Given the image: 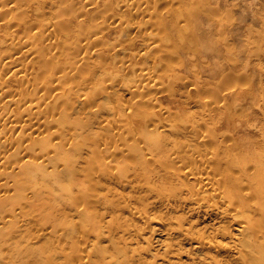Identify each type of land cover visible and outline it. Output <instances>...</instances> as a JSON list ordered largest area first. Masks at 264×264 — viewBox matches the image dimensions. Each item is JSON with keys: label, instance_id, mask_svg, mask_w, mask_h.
Wrapping results in <instances>:
<instances>
[{"label": "bare ground", "instance_id": "6f19581e", "mask_svg": "<svg viewBox=\"0 0 264 264\" xmlns=\"http://www.w3.org/2000/svg\"><path fill=\"white\" fill-rule=\"evenodd\" d=\"M24 1L26 3L27 0H24ZM89 1L90 2H94V0H89ZM89 1L87 0V2H89ZM156 1L157 2H159V1L160 2H165L167 0H156ZM216 1H218V0H216ZM219 2L223 3L224 1L223 2L219 1ZM219 2H218V4H219ZM1 4H2V2H1ZM122 4L125 5V6L130 7L129 4L126 1H123ZM215 4H216V2H215ZM223 5L225 6V4H222V7H223ZM226 6H228V5H226ZM216 7L217 8H214L212 6V7L208 8V11H209L208 12V19H209V23H210V27L209 28H210V36H211L210 39L213 42L217 43V46L214 45L215 46L213 48L214 52L212 50V47H210V48H211L212 52L214 53V57H218V58L223 60V65H222V68H220L221 69L220 71L223 73V74H221L222 75L221 78L222 79L224 78V79H223L222 82L220 81V83L217 80L218 73L220 72V71L218 72L219 68L218 69L216 68L217 70H214L215 72L213 71L214 74L211 72L213 74V75L211 74L213 76V77H211V79L214 80V83H213L214 84V88H211V89L213 90V95L214 96H212L211 99H209V101H208V104L210 103V106H212L211 112L213 111L212 120H211L212 122H211L210 126L202 125V124H204L203 123L204 119L203 120L201 119V122H202V123L200 122L201 124H197L196 123L197 124L196 126H193V128L191 127V129L189 128L190 129L189 132H192L194 134V136L198 135V137H200V134H202V133L199 134V132L202 131L203 130L202 128L205 127L206 130H205V128L203 130V133L205 132L204 135H203L204 136L203 138L205 140L203 138H201V137L197 138L196 136H195L194 139H196V138L197 139H201L202 141H205V143L209 144L210 147L208 146L207 148L203 149V147H205V146H203V147L201 146L200 147V145L198 143L197 144L194 143L193 146H192L193 142L190 143L189 141H187V139H184V138H188V137H184L185 134L184 135H180L177 132H176V134L179 135L178 137H175L177 135L174 132H173V134H175L174 136H173V134H172V136H170V134H169L168 136H170V137H168V136L166 137V138H168L167 139L168 141H171L169 143L172 144V142H173L172 145H175V146L177 145V147L173 146V148H172L173 150L175 149L174 153L172 152L171 148L169 150L172 153H170L169 150L168 151L166 150L170 146H166L165 142L163 143V141L162 142L160 141L159 143L157 141L155 143L154 148L149 150L148 152L146 151L147 153L146 152H141L142 151L141 149H140L141 151H137V150H139V148L137 149V144H138L136 142L137 139L135 140V144H133V145L131 144L129 146L130 149L128 147L126 149V147H125V150H124L121 146H118L120 144H118V145L116 144L117 146L116 147L114 146L115 147V151L113 150V154L111 156L114 157V153L115 152L117 154L120 151H121V154L127 152L128 154L125 153V156L128 155V157L130 158L129 154L130 155L132 154V156L134 157L133 159L135 161L134 164L131 166L132 161H130V160H133V159H130L129 161L131 163H129V161L127 160V157L125 159L124 155H122L124 158L121 156L122 160L120 159L121 162L119 161L120 166L123 163L122 161H124V159H125V162L127 160L128 163L126 164L124 162L122 164V166H121V169H118V173H116L114 169H116L117 167L120 168V166H116V164L118 165V163L115 164L114 163L115 161L113 160V159L117 160L116 159V158H118L117 155H115V158H113V159L111 158L114 162L111 160L112 162L109 163L107 161L108 160L107 156L103 155V153L105 152L104 154H107L108 151L111 150V149H109V150L107 149L108 150V151L106 150L107 153H106V151H104L102 153V151L100 150V146L98 148H96L95 147L96 145L93 143L96 140V138L102 137V134H103L102 138H104V139H106L108 137H112V134H114V133H111V131H114V130L110 131L111 127L105 128V126L104 127L101 126L102 128H105V129H101V130H103V131L106 130V129L109 130V131H104L105 133L107 132L106 135L104 133L99 134V136H97L98 134L97 135L93 134L91 130L95 128V127L93 128L94 124L91 126V130L88 129L87 132L85 131L86 132L85 136H84L86 138L85 141L87 140V137H89L91 139V140L89 139V141H90L91 144L94 145L93 146L94 148L92 147V145H91L92 149H91V147L87 148V146L89 147V144H90V143L88 144L87 141H86V144H88V145H86V144L83 145V146L86 145V149L87 150H93V151H90V155H89L88 158H86V163L84 162L85 165H83V167H79L78 166V168L76 169L77 164L74 162L75 160L71 161L69 159V157L66 159V156L68 155V153H70L69 152L70 149H72L74 147V145L77 146V144H78V143L74 144V140L80 139V135L81 134L84 135L83 134L84 131L81 132L79 130L80 127L81 128L83 127V124H82L81 120H80V127H79V122L77 123V122H75L72 119H69V120H71L70 123L68 122L69 123V127L67 126L66 121L65 122L63 121V118H64L63 116H65V114L67 112L66 110H70L69 109L70 107H71V109H73L74 107H77V106H79L80 108L88 106V109L91 110L92 108H89V106H91V105H88V103L92 104V101H91L92 98H94L95 101H96V95H98L100 93L99 89H101L103 87L102 85L105 84L102 81L103 84L100 83L101 85L99 84V87L97 86L98 88L96 87L95 91L92 90L93 88L90 91L89 87H92L91 85L88 84L89 87L87 88L83 84V86H85L84 88H87L89 90V92H92V91L93 92L89 93L88 90L86 89L88 93L84 92L85 93V96H84L85 98L82 97L83 99H81V96L83 95L82 94L80 96V98H78V99L74 98V99H76V100H74V99H71V97L72 98L73 97H77L79 94L77 96H74V94H73V96L71 95L72 91H73V93L75 92L73 90L74 87H73L72 84L78 83V82H76L77 80H74L75 82H73V80L71 79L72 80V82L70 84V85H72V87H70L71 88V94L70 95L67 94L66 95L67 98L63 97L64 95L62 93L64 92V90L62 92H60V91L57 92L56 91L54 96H52L54 89L57 88L56 86H58L60 83H64L65 84L66 81H68V79L70 80V78H72V75L76 78L75 71H77V70L80 71L81 70L80 67L82 65H85V64L89 65L90 64L89 61L92 60L90 58V56L87 55V53H86V54H84L85 56L81 59V63L83 61V64H80V59H79L80 57L77 58L78 57L77 55L79 54L78 52L80 50L82 51V48H86L87 50H88V48L84 47L83 44L82 45L79 44L78 41H77L78 43L75 42V44L81 45V46H79V48L81 47L80 49H77L78 47H76V46H78V45L75 46L74 42H73V44H74V46H73L70 42H64L62 40H61L59 46L54 45V47H50L47 50H44V49L40 48L38 46V44H36V40L38 41V40H41L43 38L40 35H38V31L41 28L49 29V28L53 27V28L50 29L51 32H50V30L47 32L48 33V37H49L50 34H52L53 36L59 37V39H61L63 36H67L69 38L71 33L69 31V26H68L69 22H68V20L64 19L66 16L62 14V15L58 16L57 20H54V22L53 21L49 22V21H47L45 19L42 20L41 23H39V25H38L39 29L36 28L38 30H36L34 32H32L31 30L27 31V35L24 36L25 40H22V42H19L18 39H16V34H13L12 32H8V33L6 32V36H7L8 39L11 40V43L8 42L9 44L7 46V44L4 42L6 44L5 48H6V46L7 47H11V45H12V48H10L5 53H3V55H0V201H2V199L3 200L5 199L4 198L5 196L3 194L4 192L5 193L7 191L10 192L11 190H14V192H15L16 191L15 189H17V187H15V186L19 185L18 186V188H19L20 184L23 185V187H21V189L19 188L20 190H22V189L24 190V188H26L28 185L30 186L31 184H32L31 186H34V185L35 186H34V188L33 187H29V190L31 188H33L35 190L36 186H38V188L36 187L37 189L42 187L38 191L39 198H41V197L43 198V196L44 197L45 196L49 197L50 195H52V193H53L52 191H54L57 188V186L55 187V182L57 184H59L60 181L62 182V180H65V178H67L63 174V172H60V170L63 171L62 169H65V167H66V169L64 171L68 172V176L69 177L71 176V179L69 178L70 179V183H68L69 187L65 188V189H67L65 191L64 187H66L67 182H66L65 186L62 187L64 185V183H65V181H64V183H61L62 186L59 184V188L58 189L60 191H58V193L60 194V192L62 191L63 193L62 192L61 193L62 194L65 193L64 194L65 196L66 195H68V196L71 195V199L72 200L77 197L79 199H81V198L83 199V200L81 199L80 201H84V200H86L87 202L90 201L92 199V196L90 195L91 196L90 197L89 193L86 194V190L87 191L88 190L95 191V190L98 189V186L101 188L102 183L106 182L105 180L103 181L102 178L106 179L107 182H108V180H110V181L112 180L111 181L112 184H113V181H116L119 184L118 185L117 183H114V185H111V183L109 182L110 183L109 185H111V186H109L108 184H107L108 185L107 186V185H105L103 183L104 184L103 187L107 186V190H106V188L104 189V190L107 191V193L103 192V194H102V193H99L100 191L98 190V193L102 194V197L103 196L105 197L106 194L110 196V193L108 194V192L111 191V192H113V195H111V196H114V198H116L115 201H118L117 198H123V201L121 200L122 201V205L121 206L120 205L118 206V204H121V203H118V204L116 203L119 209H116V207H113V209L111 210V213H112L111 220H113L112 218L116 217L115 216L116 214L114 215L113 213H116V212L118 213V211H120V210L123 211L122 213H124L125 210H129V211H132V213L134 215L138 214L139 217H142V218L143 217H148V213H147L146 209L149 206L148 205H147L148 207L145 206V204L148 202L147 198L152 196L151 193H154V194L157 193V195L159 196V194H158L159 192L162 194L163 192L167 191L168 194L166 196H164L165 193H163V195H160V196H164V198L166 197L168 203H169V200H172V202L170 201V203H173V201H174V205H176V206H182L183 204L189 205V206H191V211L193 212V214H195L198 209H200V210L204 209V211L202 210V213L204 212L205 216L213 214V215L217 216L218 219H220V218L221 219H223V218L224 219H228L227 222L230 221V225H229V223L226 222V224H228L227 228H226V224L225 223H224L225 227H222V230H224V231L226 229L228 230V231H226V235L222 234L223 236L225 235V239L227 238L226 236L229 235L228 234L229 233V228H230V231L232 229H236V228H234L231 225L232 223H235L234 226L237 225L238 227H240L241 228V233H243V235H242L243 238H241V235L239 236L241 238L239 240V244L240 245H237L238 242L236 244L237 246H240V249L238 251V250H233L234 248L230 247V246L234 245V240H233V245H230L228 243L229 247L228 246L226 247V246H224V245H226L225 243H227L225 240H223V241H225V243H220L219 241H217V240H215L213 238L215 236L214 234H216V232H219V231H217L218 228L214 227L216 229L215 230L216 232H214V234L211 235V236H209L207 234L206 237H205L204 233L201 232L203 230L202 228H198V230H196L194 228H193L194 230L190 229L192 227L191 225H193L192 222H190L191 225L189 226V229L188 228L186 229V227H185V230H184V229H182V227H184V226L180 225V229H182V231H185L184 232L185 234L184 233L183 234L187 238H189L190 242L192 241L193 243H196L197 247H199L200 249H204V248L208 247V248H214V249H216L219 252H220V250H226V252H230V251H235L236 252V251H238L239 255L237 257H240L242 259V264H264V4L263 5H259V7H256V5H255L256 8H252L251 7L249 9L250 12L248 11L247 15L243 13V16L242 17L239 16V18L237 17V19H236V16H235V18L232 17L233 16V11L230 10V8H231L230 6H229L228 9H226L227 10L226 16L224 14V12H225V8H224V11H223L224 16L223 17H222L221 14H219V13H221V11H218L220 8L218 6H216ZM244 7H241L242 10H243ZM247 7H248V5H247ZM149 8L150 7L144 8L142 10V13L143 14L144 13H149ZM171 10H173V9H171ZM228 10H230V11H228ZM246 10H248V9H246ZM239 15H242V14H239ZM62 16L64 18H60ZM188 16L192 17V19L195 18L194 14L186 15V18L189 19ZM248 16H249V20L245 19ZM224 17H226V18H224ZM153 18H155V17L150 16L148 18V20H146V21H148L149 23L154 22V23H152L154 25H156V23L158 22L157 23L158 26L156 25V27H159L158 28L159 30L157 29L158 32H155L156 30H153V29H152L153 31L147 32L148 28L147 29L144 28V24H143V21L145 22V20L139 21V22H133V23L131 22V24H130V22H128L129 23V27H127L128 23H127L126 27H127V29L130 28L129 29L130 31L133 30V29L134 30L135 29H141L142 31H144L146 29L144 31V33L150 38V40H152V43H153L151 45V48H158L160 50V55L164 56L165 54H167V55L164 56V57H166V56L169 55V53L171 51L175 50V47L171 46V45H174V42L172 41V39H170L171 37L169 38V36L171 34L170 35H169V33L166 34V31L164 29V23L162 22L161 17H156L155 20H153ZM70 19H72V17ZM195 19H197V17ZM12 22H14V19L10 18L9 19V23H12ZM146 24H147V22H146ZM146 24H145V26H146ZM176 24H178V23H176ZM126 27H125V29H126ZM162 28L165 31L164 33L162 32L163 31ZM148 30H151V29H148ZM12 31H13V29H12ZM187 31L189 32V28L186 29V32ZM95 32H96V30H94V33L92 31L93 34H95ZM191 34H192V32L189 35H191ZM26 36H27V38H26ZM147 36H145V37H147ZM77 37H78V34H77ZM77 37L75 35V38H77ZM0 38H2V37H0ZM72 38H74V37H72ZM78 38H81V37H78ZM19 39H21V38H19ZM100 39L101 38H99L98 41ZM95 40L93 41L92 45H95V43H96ZM150 40H148L149 43H150ZM71 41H74V40H71ZM89 41L91 42V39ZM117 41H115V43H113L114 45H112L115 48H116L115 44H116ZM14 43H18V45H15ZM216 43H213V44H216ZM175 45H176V43H175ZM211 45L212 44H210V46ZM169 46H171V47H169ZM73 47H76L75 48V49H77L76 52L74 50H73L74 52L72 51V49H74ZM53 48H54V50H53ZM147 48H149V47H147ZM142 50L144 52L145 51L147 52V50H144V49H142ZM153 50H155V49H153ZM18 52H20V57H21L22 53H24L25 54L24 57L30 56L31 59L32 58L33 59H37L39 62L42 61L45 64L46 67H51L52 64H53V57L59 55L60 53H62L63 56L64 57L67 56L68 60H69V64H68V67L66 69V72L72 71V73L73 72L74 73L71 74V72H70V73H66V74L57 75L56 72L48 73V72H46L44 70V72H45V73H43L44 75H40L41 72H38L36 75H32V76L31 75H27L26 74L27 73L26 70H28V65H29L30 61L26 62V64L25 63H22V64L19 63L18 59L12 57V55L17 54ZM85 52H87V51L85 50ZM156 52H157V49L155 50L154 53H156ZM213 53H212V55H213ZM173 54L170 53L168 59L164 58V57H163L164 59H162V57H161V59L162 60H166L167 59L166 61H168L169 58H171V57L173 59V56H171ZM146 56H148V55H146ZM171 61L173 62V60L170 59L169 62L171 63ZM147 63H151V62L148 61ZM166 63H168V62H166ZM170 63H168V64H170ZM151 64H153V63H151ZM218 64H220V63L218 62ZM99 65H100V63H99ZM216 65H215V67H216ZM215 67H213V68H215ZM88 68H90V67H88ZM147 69H144L143 72L145 70H147L148 73H149V68H147ZM212 69H210V70L212 71ZM73 70H75V71H73ZM87 71H91L90 73L93 72V70H88V69H87ZM85 73H86V71H85ZM80 74L78 76L81 78L82 76H80ZM86 74L88 75V73H86ZM144 74L147 75L146 72H144ZM144 74H143L142 77L145 76ZM85 75H83V77ZM211 75L209 74V76H211ZM89 76L91 77V74ZM79 77H78V80H79V83H80V81H83L84 78L82 77L83 79L81 78L82 80H80ZM92 77H91V79H92ZM94 77H93V79H95ZM98 77L96 78L97 81H98ZM112 77H116V76L115 75L114 76H110L111 81L116 79V78L112 79ZM75 78H73V79H75ZM87 78H88V76L85 77V80ZM34 80L37 81V86H36L35 90L33 88V81ZM70 81H69V83H70ZM88 81H89V78L86 81H84V83L85 82L88 83ZM104 81H109V80L105 79ZM114 81H115L114 82L115 86H116V82H118V83L120 82V80H114ZM121 82L123 83V81H121ZM13 83H17L18 86H19V89L20 88H22V89H20L19 92L15 91L16 92L15 93L13 91V88H14ZM118 83H117V85H118ZM130 83H131V85H133L132 82H130ZM111 84H109L110 88L112 86L114 87V85L112 84V86H111ZM127 84H126L125 88H127V86H128ZM70 85H67V87L70 86ZM74 85L76 86V84H74ZM92 85H93V82H92ZM122 85H124V84H122ZM131 85H130V87L128 86V88H127L128 90L126 89L127 91L130 90L129 88H131ZM158 85H159V82L156 80L155 83H152V84L148 83L147 87L157 89ZM183 85H186V83H183ZM65 86H66V84H65ZM77 86H79V85H77ZM109 86H108V88H109ZM105 87H103V88L107 91L108 88H105ZM70 88H69V90H70ZM79 88H80V90H83V89H81V87H79ZM103 88L101 90L103 91V94H104V89ZM116 88L115 89L112 88L111 90H113L115 92ZM14 89H16V88H14ZM77 89L78 88H76V92H79V91H77ZM97 89L99 91L98 94L96 93ZM29 90H32V91H29ZM39 91H41L40 92V94H41L40 96H36V97L31 96L32 93L39 92ZM132 91L133 90H131L129 92L131 93ZM80 92L82 93V91H80ZM94 92H95V95H94L95 97H93V93ZM140 92H142V90L138 91L137 94L138 93L140 94ZM222 92H223V94H222ZM107 93H108V91H107ZM108 94L111 95L110 93H108ZM141 95L142 94H140V97H141ZM51 97H53V98L51 100H48ZM62 98L65 99L63 104H65V102L67 101L66 102L67 105L65 104L66 106L65 105L61 106L59 104V102L61 103L63 101ZM95 101H93V103ZM97 102H99V101H97ZM118 103H120V102L118 101ZM92 105H94L96 107L99 106L98 103H97L98 106L95 105V103L92 104ZM221 105L224 108V110L222 111V113L220 112L221 113L220 114L218 112V108L220 109ZM59 106L65 108L64 110L61 111L62 113L60 112L63 116L58 114L57 113L58 111L56 112V110H57V108H59ZM115 106L116 105L114 104L113 108ZM79 107H77V108L79 109ZM100 107L102 108V106H100ZM120 107L122 108L123 106H120ZM63 108H61V109H63ZM101 108H99V110ZM116 108H118V106ZM109 109H111V107H109ZM124 109L125 108L123 107L122 111ZM82 110L80 109V111H82ZM143 110L144 109H142V112H143ZM70 111H68V112H70ZM74 111L78 112L79 110H73V113H74ZM119 111H120V108H119ZM119 111H118V114H119ZM68 112H67L66 115H69ZM96 112H94V114H96L97 117H98L99 114H97ZM113 112L115 113V111H113ZM136 112L141 113V110L137 109ZM103 113H102V115H103ZM109 113L112 114L111 110H110ZM76 114H79V113L75 112V116L74 117L76 119H79L78 118L79 116L76 115ZM80 114L82 115L81 112H80ZM89 114H88V119L86 118L87 119L85 121L86 123L84 122L85 119L82 120L84 122V125L87 124V122L90 123V121H89L90 115ZM116 114H117V112H116ZM121 114H123V113H121ZM83 115H84V113H83ZM93 115H92V117H93ZM96 115H94V116L96 117ZM141 115H143V114L141 113ZM115 116L116 115H114V118H115ZM82 117L83 116H81L80 119H82ZM95 117H94V120L97 118V117L96 118ZM120 117H121V115H119L117 118H115V120H112V121H115V122H113L114 123L113 125L116 124L117 119H118V121L120 120L119 119ZM138 118H142V116L138 117ZM64 120H66V119H64ZM97 120H99V118ZM97 120H95V121H97ZM148 120H150V119H148ZM72 121H74V123H76V128H78V130L75 128V125L72 124ZM77 121H79V120H77ZM92 121H93V118H92ZM95 121H93V122H95ZM126 121H127V123H126ZM126 121L124 122V123H126V124H124L125 127L123 125H120V127L121 126L123 127L122 128V133H123V129L127 128V126H128L127 125L128 124V120H126ZM129 121H130V119H129ZM97 122H99V121H97ZM120 122H121V120H120ZM120 122H117V123L120 124ZM149 122H151V121H149ZM191 122H193V121H191ZM208 122H210V121H208ZM106 123H108V121ZM106 123H105V125H106ZM185 123H183V124H185ZM110 124L111 123H109L108 125H110ZM122 124H123V122H122ZM99 125H101V122H100ZM130 125H132V124H130ZM145 125H147V127H148L147 123ZM192 125H193V123H192ZM207 125H209V123ZM85 126H86V128H84V130H86L87 126H90V124H87ZM94 126H98V124L94 125ZM116 126H114V127H116ZM186 126H188V125H186ZM202 126H204V127H202ZM71 127H72V129H71ZM131 127L134 128L133 125ZM183 127L186 129V127L184 125H183ZM189 127H190V125H189ZM88 128H90V127H88ZM98 128H97V131L100 130V128L99 129ZM184 128H182L181 130L185 131ZM200 128L202 130H199V132L196 131V130H198ZM118 129L120 130L121 128L117 127V133H119L121 135L122 133H120V131L118 132ZM129 129H130V126H129ZM129 129H127L129 131L127 133H131L130 132L131 129L130 130ZM115 130H116V128H115ZM88 131H91V133L89 132L90 134H88ZM93 131H95V130H93ZM173 131H175V130L173 129ZM98 132L101 133L100 131H98ZM108 132H110L111 135H110V133L108 134ZM124 132L126 133V129H125ZM94 133H96V132H94ZM185 133H186V131H185ZM87 134H88V136H87ZM188 134L190 135V133H188ZM188 134H187V136H188ZM92 135H94L95 137L93 138ZM104 135L105 136L108 135V137L105 138ZM136 135H138V134H135V136ZM77 136H79V138ZM125 136L127 137L126 134H125ZM180 136H183V137L180 139L179 138ZM84 137L83 136L81 137V138H83L82 140H84ZM152 137H153V135H152ZM113 138L115 139V137H113ZM113 138H110V140H112ZM120 138H122V135H121ZM120 138L118 136V140H121ZM148 138H149V136H148ZM100 139L99 140L97 139L98 142L100 141ZM104 139H102L103 142L105 141ZM149 139H147V140H149ZM188 139L190 140V138H188ZM116 140L117 139H115V141ZM132 140L134 141V138ZM132 140L129 141V143L130 142L133 143ZM156 140H158V139H155L154 141H156ZM122 141H123V139H122ZM164 141H166V139ZM168 141H166L167 145L169 144ZM76 142H78V141H76ZM100 142L103 144L102 141H100ZM142 142L145 143L144 141H142ZM147 142H150V140L147 141ZM68 143H69V145H68ZM106 143H105V145H106ZM114 143H116V142H114ZM143 143L140 142L141 145L139 144V146H142ZM189 143L191 144V147H192L190 149H193L192 151H189V147L190 146L189 147L187 146ZM205 143L203 142L202 145L203 144L205 145ZM102 144H101V146L104 145V144L103 145ZM67 145H68L69 148L66 149L65 147ZM107 145H108V143H107ZM107 145H106V147H107ZM126 145H129V144H126ZM149 145H150V143H149ZM80 146H77V147H80L81 149L85 148V147H82L81 144H80ZM109 146H111L110 148H112V144H110ZM148 146H146V147H148ZM186 146H187V148H186ZM77 147H75L76 148L75 152H77ZM106 147H104L102 150H105ZM165 147H166V149H164ZM150 148H152V146ZM81 149L78 148V150H79L78 154L81 152L80 153L81 154L80 157L84 153ZM86 149H85V153H86L85 155L89 154V153H87L88 151L86 152ZM164 150H166L167 152L163 153ZM109 153L111 154L112 152H109ZM78 154L75 155V156H78ZM102 156L106 157L107 160H104V158H102ZM75 159L82 160V161L84 160L85 161V159H82V157H81V159L79 157L75 158ZM78 160H77V162H78ZM118 160H117V162H118ZM105 161L108 164H104L103 162H105ZM50 162H51V164L53 166L50 164ZM49 164L53 168H56L57 171L55 169H52L51 167L50 168L52 170L49 169L48 166H47ZM79 164L80 163H78V165ZM81 164H82V162H81ZM109 164L110 165L112 164L111 166H112V168L114 167V169H112L111 166H108V167L111 168V169H108L106 165H109ZM124 164H125L126 167H127L128 164H130L128 166H131L132 169L130 170L128 167H127L128 169L124 168L123 167ZM59 165H60V167L62 165V169H60V170H58L59 169V167H58ZM74 166H76V167H74ZM80 168H83V170L85 171L84 172L85 176L84 175L81 176V177L78 176V175H81L80 173L83 174V170H81ZM122 168H123V170H122ZM79 169L82 172L80 171L78 173V175H77L76 172H78V171H75V170H79ZM124 169H126V171L128 170V172L123 173V171H125ZM71 171L72 172L75 171L76 174L75 173L72 174ZM67 172L65 174H67ZM74 174L76 175L75 177L78 176L79 178H81L79 182H81L82 177H84L83 180L85 181V183L88 182V183H86L87 185H85L83 180H82L83 181L82 183H79L78 181L76 182V180H75L76 178L74 177ZM86 174H88V176H89V177H87L88 181L86 179ZM62 176H63L64 179H62ZM22 177L23 178L27 177V179L25 178L24 180H26V181L29 180L30 184H28V185H27V183L22 184V183L26 182V181H23ZM39 177H42V178H44V180L46 182L47 181H49V182L45 183L46 185L43 184V186L40 185L41 187H39L40 182L38 183V185L34 184V183H36V181H39L38 180ZM78 177H77V179H79ZM69 179L67 181H69ZM15 180H16V183L18 182L17 185H14V183H13L14 187H11L12 186V182H14ZM101 180L103 182H101ZM134 180H137V181L143 180L142 182H145L144 184L141 183V182H139V183H140V185L143 184L142 188H144V190L147 191L146 195H145V192H144V194H141V192L143 193V191H140V192L137 191V193L139 192L140 195L135 194L134 192H132V193H134L135 195H132L131 192H130V194H131L130 195L129 192L126 193V191H121L118 188L117 189L113 188V186L115 187L116 184H117V186H120V184H121V187L123 185L124 188L129 185L131 188L128 187L127 189L131 190L132 188L136 187L135 185H133V184H136V183H132V185L130 184V182L134 181ZM51 181H53V186L55 187V189L53 188V186H51V183H50ZM44 182L41 181V183H44ZM48 183L50 184L51 187L47 186ZM139 183H138L137 186H139ZM25 185H27V186L25 187ZM44 186H46L48 188L50 187L51 190L53 188L54 190H52V191L49 190V192H48V190H47L48 188H47L46 189L47 191H45V192H48V193L52 192V193L51 194L46 193L47 195H45V194L41 195L42 194L41 190L46 188ZM10 187H11V190H10ZM137 188L139 189V187H137ZM19 189H17L18 192L16 191L17 194L20 192ZM33 189L30 190L31 191L30 193H34L32 195L35 196L37 194L35 193V191ZM121 189H123V188H121ZM57 190H55V191L57 192ZM140 190H142V189H140ZM25 191L26 190H24L23 192H25ZM40 191H41V193H39ZM55 191H54V193H55ZM74 191H77V192L73 193V196H76V197L73 198L71 192H74ZM23 192H20V193H22V197H21V195L19 197H17L19 194L15 195L16 194L15 193L14 195L16 196V198L14 199V201H16V199L18 198L21 203H26V204L29 203L30 204V202H32L31 206H33V207H34V205L38 206V204H33V201H35L34 203H36V199L37 198L34 199L35 197L33 196L34 198L31 197L32 200L29 199L30 200V202H29V200H27V196H26V198H23ZM148 192H150L151 195ZM25 193L27 195V192H25ZM30 193H28V194L30 195ZM95 193H96V191H95ZM74 194H77V195H74ZM87 195L90 197V199L87 197ZM141 195H144V196L141 197ZM2 196H3V198H2ZM7 196H8V194H7ZM12 197L9 196L8 198H12ZM84 197H87L88 200H87V198L85 199ZM8 198H6L4 200V202ZM103 198L101 200H104L106 197L104 199ZM107 198H108V196H107ZM112 198H110V202H112V200H111ZM114 198H113V201H114ZM24 199L27 200V201H25ZM45 199H47V198H45ZM79 199H78V201L74 200V202L75 203L80 202ZM106 199L104 201L107 203ZM40 200L41 199H39V201ZM93 200L94 201H92V202H88V204L90 205V203H92L91 205H93V203H95V201H96L95 198H93ZM43 201H45V200L43 199ZM43 201L41 200V203ZM17 202H18V206L21 208L22 205L21 204H20L21 206L19 205V201H16L15 202L16 204H14V205L17 206ZM46 202H48V203H45V206H48V204H49L48 199H47ZM74 202L72 201V203H74ZM132 202H136L138 204H139V202H142V203L139 204L140 206L135 208L134 205H132ZM1 203H0V209H1L2 206H4L5 208L7 207V205H4V204L1 206ZM108 203H109V201H108ZM148 203L152 204V201H149ZM39 204H40V202H39ZM112 204H114V203H112ZM141 205H144V207H146V208L141 207ZM171 205H173V204H171ZM11 206L12 205H10L9 207H11ZM41 206H43V205H41ZM79 206H81V205H78L77 208H79ZM84 206L85 205H83L82 207H84ZM24 207L22 206L23 210H24ZM108 207H110V205H108ZM14 208H16V207L14 206ZM38 208L35 207V209L38 210V211L41 208L40 212H42V214H46L47 211H45V210H44V213H43V207H40L39 209ZM46 208L47 207H45V209ZM77 208H75L76 211H77ZM110 208H112V207H110ZM12 209L13 208L11 207L10 208V212H9V209H8L10 218H11L12 214H15V213H13L14 211ZM18 209H16V210H18ZM21 209L19 211H21ZM81 209L79 210L80 212L77 211V213L79 215H80V213L84 214V213L87 212L86 211V212L83 213V212H81ZM85 209L88 210V212L90 213V209H88L87 206L85 207ZM189 209H190V207H189ZM209 209L214 211V212L213 213H209L208 212ZM2 210H3V208H2ZM2 210H0V212ZM5 210L7 211V209H5ZM23 210H22V212H23ZM96 210L97 209H95L93 211H96ZM3 211H2V213H8V212H3ZM19 211H17L18 213L16 212L18 214V216H19V213L22 215V213L19 212ZM97 211L100 212L101 210L100 211L97 210ZM191 211H190V213L192 214ZM105 212L109 213V211H106V210H105ZM105 212H103V213H105ZM199 212H201V211H199ZM2 213H0V214H2ZM122 213L121 212L119 213V214H121V217H122ZM84 215H82L83 218L85 217ZM98 215L99 214H97V216ZM100 215L101 216L103 215L102 212L100 213ZM179 215H181V214H178V216ZM196 215L198 216L199 214H196ZM4 216H6V214ZM4 216H0V217H4ZM13 216L14 215H12V217ZM89 216H90V218H92L91 214ZM95 216H96V213H95ZM96 217H95V220H94L93 219L94 218V214H93V218L91 220H89V222L92 221V220L96 222V220L99 218V216L97 217V219H96ZM102 217H105V216H102ZM102 217L99 218L97 220V222L102 220L103 219ZM182 217H184V216H182ZM7 218H9V217H7ZM21 218L23 219V218H27V217H25V215H24ZM34 218L35 217H33V219ZM85 218L88 219V217H85ZM145 219H148V218H145ZM186 219H188V218H186ZM3 220H4V218H3ZM3 220H2V223H3ZM9 220L11 221V219H9ZM24 220L25 221H23V220L22 221H23V223L26 222V224H27V222H31V221H26V219H24ZM30 220H32V218ZM114 220H116V218ZM117 220H119V219H117ZM150 220H152V219H150ZM15 221H17V219H14V222H13V223H15L17 225L18 222L16 223ZM71 221L73 222V220H71ZM93 221H92V223H95ZM103 221H105V220H103ZM199 221H201V220H199ZM32 222H33V220H32ZM109 222L110 221H108V223ZM5 223H6V220H5ZM9 223H11V222H9ZM9 223H8V225L3 223V225H7L8 228L10 227L9 228L10 232H9L8 228H5V229L8 230L7 234L8 233H15V230H16L15 228L17 226L13 225V228H12L11 225L9 226ZM23 223L21 225H23ZM36 223H38V221H36ZM40 223H41V220H39V223H38L39 226H40ZM43 223H41V225H43ZM100 223L101 222L97 223L98 226H99V227L97 226L98 229L104 225L103 223H102L103 225L100 224ZM121 223H119V224H121ZM193 223H195V222H193ZM28 224L34 225L35 222H34V224L33 223H28ZM54 224H56V223L51 224V226H52V228H54L56 230L57 227H55ZM112 224L115 225L114 223H112ZM100 225H102V226H100ZM107 225L105 224V226H107ZM109 225L113 226L111 224H109ZM14 226H16V227H14ZM23 226H29V225H23ZM23 226H20V227H22V229L19 231L20 233H21V231L25 230V229H23ZM39 226L37 228H39ZM43 226H45V223H44ZM123 226H127V223L126 224L123 223ZM220 226H224V225L221 224ZM230 226H232V228ZM34 227L35 226H33V228ZM70 227L71 226H68L69 232L72 231V233H74L73 228H70ZM217 227H219V226H217ZM2 228H3V226H2ZM29 228L31 230L32 227H27L28 232L30 231ZM41 228H44V227H41ZM65 228L63 227V229H65ZM111 228L112 227H110V229ZM116 228L114 227V230ZM120 228L118 227L117 229H120ZM223 228H225V229H223ZM0 229H1V227H0ZM11 229H14V230L11 231ZM63 229H60V231L62 232ZM110 229L106 228V229H104V231L105 230H107V231L109 230L108 233L110 234ZM126 229L129 232V229L128 228H126ZM126 229L124 228L123 231L125 232ZM200 229H202V230L200 231ZM205 229L206 228H204V230ZM3 230H4V228H3ZM3 230L1 229V232ZM18 230L19 229L17 228V233H19ZM26 230L24 231V233L25 232L27 233ZM40 230L42 231L43 229H40ZM114 230H113V232L112 231L111 232L114 233L115 232ZM131 230H133V229H131ZM57 231H59V230H56V232ZM97 231H99V230H97ZM100 231L103 233V230L100 229ZM133 231H135V229ZM221 231H220V233H224L223 231L222 232ZM5 232L6 231H4V233ZM64 232L65 233L67 232V234L63 233L64 235H66V236L63 235V238H65L64 240L66 241L67 240L66 237L68 236V231H64ZM128 232L126 231L125 233H128ZM4 233H0V235H3ZM24 233L22 232V234H24ZM42 233L44 234L43 231H42ZM42 233L40 232L41 235H42ZM48 233H51V231L50 232L48 231ZM79 233H80V231H79ZM81 233L82 234L83 233L86 234L85 232H81ZM119 233H121V230H120V232H118V234ZM123 233H121L120 236H118V237L119 238L121 237L122 239L125 240V238L123 237L124 236ZM133 233L135 234V232H133ZM31 234H29V235H31ZM40 234H39V237H41ZM52 234H51V236H53L56 233H54L53 235ZM70 234L71 233H69V235ZM131 234L132 233L130 232V235ZM232 234H234V233L232 232ZM232 234L230 233V235H232ZM61 235L62 234H60L59 237H55L56 235H54V237H55V239L57 238L59 240ZM101 235L99 234V236H101ZM110 235H113V234H110ZM126 235H128V234H126ZM33 236H34V233H33ZM35 236L37 237V235H35ZM70 236H68V239L70 238L69 241L71 243H76L77 241L76 240L74 241L75 238H73V237H76L75 233L72 234L73 237L72 236L70 237ZM83 236H85V235H83ZM99 236H97V237H99ZM136 236H139V234L137 233ZM216 236H217V234H216ZM233 236H235V235H233ZM8 237H9V239L11 238L10 236H8ZM36 237H34V238H36ZM87 237L88 236L86 234V238ZM108 237L110 239V236H107L106 238H108ZM229 237H232V236H229ZM15 238H13L14 241H15ZM27 238H24V240H26ZM34 238H33V241H35L38 237L35 240H34ZM71 238H73V241H71L72 240ZM100 238H103V237H99V239ZM113 238H115V236H113ZM218 238H220V237L218 236ZM3 239H4L3 241H5V239H7V238L4 237ZM57 239H56V242L60 243L61 240L58 241ZM99 239L97 238L96 240H99ZM111 239H112V237H111ZM116 239H118V238H115V240H112V241H113V243L118 244L117 242H115ZM122 239H120V240H122ZM238 239L236 238L235 241L238 240ZM19 240L21 241V239H19ZM120 240H119V242H121ZM39 241H40V239L38 240V242ZM69 241L67 240L68 244L70 243ZM127 241H129V240L124 241V243L125 242L127 243ZM7 242H9V240ZM24 242H26V241H24ZM30 242H32V241H30ZM63 242L64 241H62L61 245L63 244ZM5 243L2 246H5ZM16 243H19V241L16 242ZM124 243L123 244L122 243L119 244L120 246H122V247H120V251L119 252L121 253L122 249H123L124 252H126L124 254H122L123 253L122 252L121 253L122 255L129 254V253H127L128 251L126 249L127 248L126 245L128 243L127 244L126 243L124 244ZM22 244H23V242L21 243V245ZM66 244L67 243L65 242V245ZM78 244L76 243V245H78ZM94 244L96 245V243H94ZM0 245H1V243H0ZM21 245H19V247H21L20 250L22 249V247H24V246H21ZM26 245H28V243ZM65 245L63 244V246H65ZM72 245H66L65 247L67 248L69 246V248H72L73 247ZM82 245L83 244H79V246H77L76 248L74 246V251L76 249L75 253H77V248L79 247V249H80V247ZM84 245L81 248L82 250H84L83 248L85 246H87V245H85V246ZM113 245H115V244H113ZM2 246H0L1 247L0 251H1V249L3 250V248H4ZM6 246L7 247H9V246L11 247V249H9L10 251L7 249L10 253L12 251L14 252L15 248L13 250H12V248L15 245L13 246L10 243L9 246H8V243H6ZM28 246L30 248V245H28ZM28 246H26V247H28ZM96 246H94V248ZM17 247H16V250L19 253L18 255H20V258L21 257L25 258V259L23 258L24 260H22V262H20L19 264H21V263L24 264L23 261L26 262V260L29 259L28 257L30 255H32L33 253H35L34 256H36V258H39V257H40L39 259L42 258V256H38V254H40V253H38V252H40V250L39 251L36 250L37 248L35 249L37 252L34 251V250L32 252V250H30L32 252V254L29 253V255L27 257L26 254H28V253H26L25 254L26 256H24L23 252L20 251L21 252V254H20V252L18 251L19 247L18 248ZM57 247H58V249H61V252L65 251V250H63V248H65V247H61L60 248V246H56V247L54 246L55 250H57L56 249ZM115 247H116V245H115ZM117 247L115 249H117ZM33 248H35L34 245H33ZM94 248L92 249L93 251H94ZM235 248H237V247H235ZM51 249H53V248H51ZM79 249H78V251H79ZM71 250L72 249H70V251ZM99 250H102V249H99ZM104 250L105 249H103L102 251L99 252L96 249L95 253L96 254L100 253L99 257H100V255L106 254L105 256H108L107 258H104V256L103 257L101 256V258H99L98 254H97V256H95L93 260H92V258L90 260L94 261L95 258L98 257L99 258V259L97 258L98 261H100V259L103 260L102 263L100 262V264H111V263H109V261L112 260L111 259L112 256L110 255L111 256L110 257L109 254H111L112 252H110L108 254ZM117 250H119V248ZM41 251H43V250H41ZM45 251L50 252L51 254L50 253L48 254V252H47L46 256L47 257L50 256L52 258H53L52 255H55L56 253H57L56 255H58V253H61V252H59V250H58V252L54 251V250H50L49 251V249L45 250ZM93 251H91V252H93ZM103 251L105 253H103ZM114 251H116V250H114ZM208 251H211V249H208ZM25 252H29V251H24V253ZM54 252H55V254H54ZM85 252H88V251H86V249H85ZM119 252L117 251V253H119ZM16 253L14 252V254H16ZM42 253L40 255H42ZM89 253H87L88 256H90ZM230 253L234 254L232 252H230ZM5 254L8 255L9 253L5 251L4 254L1 255V252H0V255L4 256V257H1V261H3L4 260L3 258L6 257ZM14 254L12 253V255L11 254H9V255L11 257ZM44 254H46V253H43V255ZM74 254H73V256H74ZM81 254L82 253H80V254L78 253L77 255L81 258L83 256V254L82 255ZM87 254H85V256H87ZM18 255L16 254L15 256L18 257ZM21 255H23V256H21ZM59 255L62 256V253L59 254ZM67 255H68V252H67V254H64L63 256H65L67 258ZM112 255H113V253H112ZM118 255H120V254H118ZM211 255L213 257V254H211ZM219 255H221V254H219ZM227 255H228V253H227ZM15 256H13V257H15ZM78 256L75 255L76 258ZM17 257H15V259L19 258V257L18 258ZM47 257H46V259H47ZM68 257L72 258V256L70 257V255ZM79 257H78V259H79ZM109 257H110V259H108ZM130 257L133 260V258H134L133 255H131ZM30 258L32 259V261L36 260V258L34 257V259H33L32 256H30ZM52 258H48V260L49 259L52 260V262H50L49 264L54 263L53 260L57 261V260L60 259V258H58L56 256H55V258H53V259ZM15 259L10 264L15 263ZM31 259H30V261H31ZM39 259H37V260L39 261ZM78 259H76V263H74V261H72V262L74 264H77ZM97 259L95 261H97ZM105 259H108L109 261L108 260L105 261ZM213 259H216V257L214 256ZM241 259H240V261H241ZM6 260H7V257H6ZM65 260L67 261V259H64V261ZM69 260H71V259H68V261ZM84 260H85V258H84ZM84 260H83V258L79 259L80 262H78V263L85 264V263L89 262V261H87L89 259H87L85 261ZM128 260H130V259L128 258ZM135 260H137V259H135ZM219 260L217 259V260H214V261H217L219 263ZM234 260L235 259H233V261ZM43 261L45 262V259H43ZM92 261H90V262H92ZM143 261H144V259H143ZM143 261H141V262L143 263ZM94 262L92 264L99 263V262H97V263H94ZM103 262H105V263H103ZM111 262H113V261H111ZM222 262H223V260H222ZM238 262H239V260H238ZM238 262H235L234 264H236V263L238 264ZM71 263H69V264H71ZM118 263H116V264H118ZM5 264H6V262H5ZM28 264H30V263H28ZM44 264H46V263H44ZM47 264H48V262H47ZM129 264H135V263H133V262L130 263L129 262ZM144 264H145V262H144ZM147 264H148V262H147Z\"/></svg>", "mask_w": 264, "mask_h": 264}, {"label": "rangeland", "instance_id": "374dc122", "mask_svg": "<svg viewBox=\"0 0 264 264\" xmlns=\"http://www.w3.org/2000/svg\"><path fill=\"white\" fill-rule=\"evenodd\" d=\"M123 1H126L129 4L130 7L123 5L122 4ZM212 1L213 0H167L165 2H160V1L157 2L156 0H94V2H90V1L87 2V0H27L26 3H25L24 0H0V37H2V38H0V52L2 53V54L0 53V55H3V53H5L10 48H12V45H11V47H7L8 44L11 43V40L7 38L6 32L7 33L8 32H12L13 34H16V39H18L19 42H22V40H25L24 36L27 35V31L31 30L32 32H34V31L39 29L38 25H39V23H41L42 20L45 19V20H47L49 22H51V21L54 22V20H57L58 16L63 14L66 17L64 18L62 16L60 18H64V19L68 20V22H69L68 26H69V31L71 33L69 38L67 36H63L61 39H59V37L53 36L52 34H50L49 37H48V33L47 32L53 27H51L49 29L41 28L38 31V35H40L43 38L41 40H38V41L36 40V44H38V46L40 48H42L44 50H47L50 47H54V45L59 46L61 40L64 41V42H70L73 46H74L75 42L78 41L79 44H81V45L83 44L84 47L88 48V50L86 48H82V51L80 50L78 52L79 54L77 53L78 54L77 58L80 57L79 58L80 59V64H83V61L81 63V59L85 56L84 54H86V53H87V55L90 56V58L92 60L89 61L90 62L89 65L88 64L87 65L86 64L82 65L80 67V69H81L80 71L77 70L78 71L77 72V71L73 70V71H75V75H76V78H77L76 79L72 75V78H70V80L72 79L73 82H75L74 80H77L76 82L79 83V80H78L79 76L78 75L80 73H81L80 76H82V77H83V75L88 73V75L86 74L83 77L84 79L81 77L83 79V81H80L79 84L78 83H74V84H76V86L77 85H79V86L76 87L74 84H72L73 87H74L73 90L75 91L74 93L72 91V94H71V88H70V87H72V85H70L72 80L70 81L68 79V81H66V83H65L66 86H65L64 83H60L59 84L60 86L59 85L56 86L57 88L54 89L52 96H54L56 91L57 92L58 91L62 92L64 90V92L62 93L64 95L63 96L64 98L66 97L67 94L68 95L71 94L72 96H73V94H74V96H77L79 94L78 95L79 97L78 96L77 97H73V98L71 97V99H74V98L78 99L83 94L81 96V99H83V98H85L84 97L85 96L84 92H87V90H88L87 88L89 87V85L92 86V87H89L90 91H91L92 88H93L92 90L95 91L96 87L97 86L99 87L100 83L103 84V82H104L105 84H103L102 86L103 87L106 86L105 88H108L109 84H111V83L113 85L115 84L114 80H120L119 83L116 82V86L114 85V87H113L112 84H111L112 87L110 88V86H109V88L107 89L108 93H110L111 95H109L107 93V91L103 87L102 88L104 89V94H103V91L101 90L102 88L99 89L101 94L100 93L98 94L99 91L97 89L96 93L98 95H96V101H95L94 98H92L91 101H92V104L95 103V105H97V103H98L99 106L98 105L97 106L99 108H101L100 106H102L103 109L101 108L100 110H99L98 107L88 103V105L92 106V107L89 106V108H92L91 110L88 109V106L87 107H83V108H80L79 106H77V107H79V109L77 107H74V108L72 107L73 109H71V107H70L69 109L72 112L70 110H66L67 112L70 111L71 113L68 112L69 115H66L67 114V112H66L65 116H63L61 114L62 113L61 111L64 110L65 108H63L61 106L65 105L67 101L65 102V104H63L65 99L62 98L63 99V101L61 100L62 104L59 102V104L61 106H59V108H57L56 112L58 111L57 113L64 117V118L62 117L63 121L64 122L66 121L68 127H69V123L71 121L69 119H72V120H74L77 123L79 122V127H80V120H81V122L83 124V127L82 128L80 127L82 130L80 128H79V130L81 132L84 131V133H83L84 135L81 134L83 137L85 136V133L87 132L88 129L91 130V126L93 124L94 125L98 124V126H94L93 125V128L94 127L95 128L91 130L93 134H95V135L98 134L97 136H99V134H102V133H104L106 135L107 132L105 133L104 131H109V130L106 129V130L103 131L101 129H105V128L111 127V129L109 128L110 131L114 130V131H111V133H114V134H112V137H108V135L107 136L104 135L105 138L108 137V138L104 139V138H102L103 137V134H102V137L96 138V140L93 143L96 145L95 146L96 148H98L100 146V150L102 151V153L104 151H106L107 149L108 150L111 149L109 151L107 150L108 153L106 151V153L108 155L104 154L105 152L103 153V155L107 156L108 160L104 156H102V158H104V160H107L109 163L114 160L115 162L114 161L113 162L115 164L118 163V165L116 164V166H120L119 161L121 162V160H122L121 156L122 155H124L125 159L127 157L128 161L130 159H133L134 157L132 156V154L131 155L129 154V156H130V158H129L128 155H127L128 154L127 152H125V153H127L126 154L127 156H125V153L121 154V151L118 152V154L115 152L116 154L114 153V157L111 156L113 154V150L115 151V147L118 144H120L118 146H121L124 150H125V147H126V149H127V147L130 149L129 146L131 144L132 145L135 144V140L136 139L138 140V141L136 140V142L138 143L137 144V149L139 148V150H137V151H141L142 150L141 152H146V151L148 152L149 150L154 148L155 143L157 141H158V143L160 141L161 142L163 141V143L165 142L166 146H170L167 149H166V147L164 149H166L168 151L171 148L172 152L174 153L175 149L173 150L172 148L175 145H172L173 142H172V144L169 143L171 141H168L167 140L168 138H166V137L169 134H170V136H172L173 132L175 134L177 132L180 135H184L185 134L184 137L190 138V140L188 138H184V139H187V141H189L190 143L193 142L192 146H193L194 143H196V144L198 143L200 145V147L201 146L202 147L205 146V147H203V149H205L208 146L210 147V145L205 143V141H202L201 139H197V138H200V137L203 138L204 137L203 136L204 133H205V132L203 133V130L205 128L204 126L205 125L206 126H210V124L212 122L211 121L212 120V114H213V111L211 112L212 106H210V103L208 104L209 99H211V97L214 96L213 95V90L211 89V88H214V84H213L214 80L211 79V77H213L212 76L214 74L213 71L217 70L219 68L218 69V72H219L221 70L220 68H222V65H223V60L222 59H220L218 57H214V53H213L214 49L213 48L215 46H217V43L213 42L210 39L211 36H210V28H209L210 27V23H209V19H208V12H209L208 8L212 7V6L214 8H217L216 6H218L220 8V9L218 8L219 9L218 11H221V13H219V14H221L222 17H223L224 14L226 16V14H227L226 13L227 12L226 9H228L229 6H230L231 7L230 10L233 11V16L232 17L235 18V16H236V19H237V17L239 18V16L242 17L243 13L247 15L248 11H249V9L251 7L252 8H256V7H259V5H263L264 4V2H263L264 0H262V1L261 0H218V1L214 0L213 2ZM219 1H222V2L224 1L225 3L224 2L221 3ZM1 2H2V4H1ZM215 2H216V4H215ZM218 2H219V4H218ZM222 4H225V6L223 5V7H222ZM226 5H228V6H226ZM247 5H248V7H247ZM255 5H256V7H255ZM146 7H150L149 8V13H144L143 14L142 10L144 8H146ZM241 7H244L243 10L245 8L248 9V10L245 9L243 11ZM224 8H225V12L223 14ZM171 9H173V10H171ZM230 10H228V11H230ZM191 14H194L195 18L197 17V19H195V18L192 19V17H189V16H188L189 19L186 18V15H191ZM239 14H242V15H239ZM150 16L155 17V18L156 17H161V20L164 23V29L166 31V34H168V33H169V35L171 34L169 36V38L171 37L170 39H172V41L174 42V45H171L172 43L170 45L172 47H175V50L170 52L172 54L174 53L173 55H171V56H173V59H172L171 56H170L171 58H169V60L170 59L173 60V62L171 61V63L169 62V60L166 61L168 59L170 53L166 57H164V56L167 55V54H165L164 56H161L160 55V50L158 48H151V45L153 44L152 40H150V38L144 33V31L147 28L151 29V30L147 29V32H150V31H153V30H156L155 32H158V30H159L158 29L159 27H156L158 22L156 23V25H154V24H152L154 22L149 23L148 21H146V20H148V18ZM71 17H72V19H70ZM10 18H13L14 22L9 23V19ZM155 18H153V20H155ZM224 18H226V17H224ZM245 19L249 20V16L246 17ZM143 20H145V22ZM139 21H143L144 28H146L144 31H142L141 29H135V30L133 29L131 31L129 30L130 28L127 29V27H129V23L128 22H130V24H131V22L133 23V22H139ZM146 22H147V24H146ZM127 23H128V26H127ZM176 23H178V24H176ZM145 24H146V26H145ZM125 27H126V29H125ZM36 28H38V29H36ZM188 28H189V32L187 31L188 32L187 33L186 29H188ZM12 29H13V31L15 33L12 31ZM94 30H96L95 34H93ZM162 30H163V28H162ZM92 31H93V33H92ZM165 31L163 30L162 32L164 33ZM50 32H51V30H50ZM191 32H192V34L189 35ZM77 34H78V37H81V38H78ZM75 35H76V37L79 40L77 38H75ZM145 36H147V37H145ZM72 37H74V38H72ZM96 37L98 39L101 38L99 40L100 42L98 41V39ZM19 38H21V39H19ZM26 38H27V36H26ZM90 39H91L92 43L89 41ZM71 40H74V41H71ZM94 40H95L96 43H95V45H92ZM148 40H150V43L148 42ZM115 41H117L116 44H115L116 48L114 46H112V45H114L113 43H115ZM4 42L7 44L6 48H5L6 44ZM73 42H74V44H73ZM175 43H176V45H175ZM213 43H216V44H213ZM14 44L18 45V43H14ZM79 44H75V46L78 45V46H76V47H78L77 49L81 48V47L79 48V46H81ZM210 44H212V45L210 46ZM171 46H169V47H171ZM76 47H73L74 49H72V51L74 50L76 52L77 51V49H75ZM147 47H149V48H147ZM210 47H212L213 52H212ZM142 49L147 50V52L145 51L146 52L145 53ZM153 49H155V50L157 49V52L154 53L155 50H153ZM53 50H54V48H53ZM85 50L87 52H85ZM212 53H213V55H212ZM145 54L148 55V56H146ZM24 56H25V54L22 53V55L20 57V52H18L15 55H12V57L18 59V62L21 63V64L22 63L26 64V62L30 61L29 65H28V70H26L27 71V73H26L27 75H31V76L32 75H36L38 72H41L40 75H44L43 74V73H45L44 70L46 72H48V73L56 72L57 75L66 74V73H70V72H71V74L74 73V72L72 73V71L66 72V69H67L68 64H69V60H68V57L67 56L64 57L62 53H60L59 55L53 57V64H52L51 67H46L45 64L42 61L39 62L37 59H33V58L31 59L30 56H27V57H24ZM161 57H162V59H164V58H167V59L166 60H162ZM148 61H150L153 64L147 63ZM166 62H168L170 64H168ZM218 62L220 64H218ZM99 63H100V65H99ZM215 65H216V67H215ZM88 67H90V68H88ZM213 67H215V68H213ZM147 68H149V73L147 71L148 70ZM87 69L88 70H93V72L90 73L91 71H87ZM144 69H147V70L144 71V72H146L147 75L144 74V72H143ZM210 69H212V71ZM85 71H86V73H85ZM90 74H91V77L95 74L94 75L95 77L93 76L95 79H93V77L91 79V77L89 76ZM143 74L145 75L144 77H142ZM209 74L210 75L212 74V75L209 76ZM221 74H223V73L220 71L218 73V76H217V80L219 81V83H220V81L222 82L223 79H224V78L223 79L221 78V76H222ZM114 75L116 77H112V79H114V78H116V79L111 81L110 76H114ZM86 76H88V78H89L88 83L87 82L84 83V81H86L88 79L87 78L85 80ZM97 77H98V81L96 80ZM73 78H75V79H73ZM81 78H80V80H82ZM105 79L106 80L108 79L109 81H104ZM156 80L159 82V85H158L157 89L147 87L148 83H151V84L155 83ZM69 81H70V83H69ZM121 81H123V83ZM92 82H93V85H92ZM130 82H132L133 85H131ZM182 82L186 83V85H183ZM117 83H118V85H117ZM83 84L87 88H84L85 86H83ZM120 84L121 85L124 84L125 86L124 85L121 86ZM126 84L129 87L131 85V88H129L130 89L129 91L133 90L131 93L129 91H127L128 90L127 89L128 86H127V88H125ZM13 85H14V88H16V89H14L12 87L14 92L15 91L19 92V90L22 89V88L19 89V86H18L17 83H13ZM67 85H70V86L67 87ZM36 86H37V81L34 80L33 81L34 90H35ZM75 87L78 88L77 91H79V92H76V88ZM79 87H81V89H83V90H80ZM69 88H70V90H69ZM112 88H114V89L116 88L115 92L113 90H111ZM141 90H142V92H140V94H142V95L140 97V94L139 93L137 94V92L141 91ZM29 91H32V90H29ZM80 91H82V93ZM40 92L41 91L34 92V93L31 94V96H33V97L40 96L41 95ZM88 92H89V90H88ZM92 92H89V93H92ZM222 94H223V92H222ZM94 95H95V92L93 93V97H95ZM52 98L53 97L49 98L48 100H51ZM74 100H76V99H74ZM93 101H95V102L93 103ZM97 101H99V102H97ZM118 101L120 103H118ZM114 104L116 106L113 108ZM117 106H118V108H116ZM120 106H123L125 109L122 111L123 107L121 108ZM60 107L63 108V109H61ZM109 107H111V109H109ZM119 108H120L121 112L119 111ZM80 109L81 110L83 109V110L80 111ZM137 109H140L141 113L143 115H141V113H139L140 112L139 110H138L139 112H136ZM142 109H144L143 112H142ZM73 110H79V111L78 112L74 111V113H73ZM110 110H111V113L113 111H115V113L113 112L112 113L113 115L110 114L109 113ZM223 110H224V108L221 105L220 109L218 108V112L222 113ZM118 111H119V114H118ZM75 112L79 113V114H76V115L79 116V117L77 116L79 119H76L74 117L75 116ZM80 112L82 113V115L80 114ZM94 112L99 114L98 117H97L96 114H94ZM116 112H117L118 115L116 114ZM83 113H84V115H83ZM102 113H103V115H102ZM121 113H123V114H121ZM88 114L90 115V118H89L90 123L87 122V124H90V126H87V129L84 130V128H86L85 125H87V124L84 125V122L88 119ZM93 114L96 115L97 118ZM80 115L83 116L84 118L82 117V119H80L81 118ZM92 115H93V117H92ZM114 115H116L115 118H117L119 115H121V117L119 118L121 120V122H120V120L118 121V119H117L115 125H113L114 124L113 122H115V121H112V120H115ZM141 116H142V118H138V117H141ZM94 117L96 118L95 120H97L99 118V120H97L99 122L95 121ZM92 118H93V121H95V122L92 121ZM64 119H66V120H64ZM129 119H130V121H129ZM148 119H150V120H148ZM201 119L202 120L204 119L203 120L204 124H202V125H204V126H202L204 128L201 127L203 130L200 128V129H198L196 131L199 132V130H202V131L199 132V134L200 133H202V134H200V137H198V135L197 136L195 135L197 138L194 139L195 138L194 134L192 132H189V130L191 129V127L193 128V126H196L197 124H201L202 123ZM77 120H79V121H77ZM82 120H84V122ZM106 120L108 121V123H106L107 122ZM124 120L125 121L128 120V124H127L128 126H127V128H125L126 129V133L124 132L125 129H123V133H122V128L123 127L122 126L120 127V125L124 126V124L127 123V121H126V123H124L125 122ZM74 121H72V124H74L75 128H76V123H74ZM149 121H151V122H149ZM191 121H193V122H191ZM208 121H210V122H208ZM100 122H101V125H99ZM117 122H120V124H118ZM122 122H123V124H122ZM105 123H106V125H105ZM109 123H111V124L108 125ZM129 123L132 124L134 128H132L131 127L132 125H130ZM146 123L148 124V127H147V125H145ZM183 123H185V124H183ZM192 123H193V125H192ZM208 123H209V125H207ZM183 125L186 127V129L183 127ZM186 125H188V126H186ZM189 125H190V127H189ZM101 126L102 127L105 126V128H102ZM114 126H116V127H114ZM129 126H130L131 130L129 129ZM72 127H71V129H72ZM88 127H90V128H88ZM96 127L97 128L101 127L100 130H98L101 133H99L97 131ZM117 127L121 128L120 130L118 129V132L120 131V133H122L121 134L122 138H120L121 135L119 133H117ZM115 128H116V130H115ZM182 128H184L186 133H185V131L181 130ZM76 129L78 130V128H76ZM127 129H129L131 133H127V132H129ZM173 129L175 131H173ZM93 130H95V131H93ZM205 130H206V128H205ZM91 131H88V134H90ZM94 132H96V133H94ZM109 133L110 132H108V134ZM111 133H110V135H111ZM188 133H190V135ZM88 134H87V136H88ZM125 134L127 135V137L125 136ZM135 134H138V135H136L137 137L135 136ZM175 134H173V136ZM178 134H176L177 136H175V137H178L179 136ZM187 134H188V136H187ZM81 135H80V139L76 138L77 140H74V144L78 143L79 145L77 144V146H80V144H81L82 147H85V148H83L84 150L80 148L81 146L77 147L76 145H74V147L72 149H70V151H69L71 154L68 153V155L66 156V159L69 157V159L71 161L75 160L74 162L77 164V167L76 166H74V167H76V169L78 168V166L79 167H83V165H85L86 158L89 157L90 151H93V150H87L86 149V145H88L90 143V141H89L90 138L87 137L86 141H87L88 144H86V141H85L86 138L84 137V140H82L83 138H81L82 137ZM152 135H153V137H152ZM92 136H93V138L95 137L94 135H92ZM118 136H119V138L121 140H118ZM148 136H149L150 139L148 138ZM170 136H168V137H170ZM77 137L79 138V136H77ZM113 137H115V139H117V140L115 141V139ZM182 137L183 136H180L179 138L181 139ZM110 138H113V139L110 140ZM133 138H134V141L132 140ZM164 138L166 139V141H168V143L170 145L169 144L167 145V142L164 141L165 140ZM97 139L98 140L100 139V141H102V142H103L102 139H104L108 143V145H107V143L105 141L103 142V144H104L103 145L100 141L98 142ZM122 139H123V141H122ZM147 139H149L150 142H147V141H149ZM155 139H158V140L154 141ZM131 140L133 141V143L132 142L129 143V141H131ZM141 140L144 141L145 143H143ZM76 141H78V142H76ZM113 141L116 142V143H114ZM140 142L143 143L142 146H139ZM203 142L205 143V145L204 144L202 145ZM105 143H106L107 147H106ZM146 143L148 145L150 143V145L148 146ZM84 144H86V145L83 146ZM101 144L103 146H101ZM110 144H112V148H110L111 147V146H109ZM126 144H129V145H126ZM189 144L187 145L188 147L190 146L189 147V151H192L193 149H190V148H192L191 144L190 145ZM68 145H69V143H68ZM68 145L65 147L66 149L69 148ZM91 145H92V147L94 146L93 144L90 143L89 147L87 146V148H90ZM146 146H148V147H146ZM151 146H152V148H150ZM187 146H186V148H187ZM75 147H77V152H75V149H76ZM92 147H91V149H92ZM104 147H106L105 150H102ZM175 147H177V145ZM78 148L81 149L84 152L81 157H82V159H85V161L84 160L82 161V160L75 159V158H78V157L81 159V157H80V155H81L80 153L81 152L78 154V151H79ZM85 149H86V152L88 151L87 153H89V154H87L88 156L85 155L86 154L85 153ZM166 150H164L163 153L167 152ZM109 152H112V153L110 154ZM169 152H170V150H169ZM172 152H170V153H172ZM77 154H78V156H75ZM115 155H117V157H118L116 159L117 160L119 159L118 162H117V160L113 159V158H115ZM125 159H124V161H122L123 163L125 162ZM77 160H78V162H77ZM127 160L125 162L126 164L128 163ZM130 161H132V163ZM130 161H129V163H131V166H132L135 161H134V159L130 160ZM81 162H82V164H81ZM105 162H103V163L104 164H108L107 162L106 163ZM78 163H80L81 165L80 164L78 165ZM50 164H51V162H50ZM50 164L47 165L48 168L49 169L52 168V169H55L57 171V169L53 168L52 164H51L52 166H50ZM122 164H121V166H122ZM111 165L109 164V165H106V166H107L108 169H111L112 168ZM128 165H130V164H128ZM128 165H127V167L131 170L132 167L128 166ZM108 166H111V168L108 167ZM121 166H120V168L117 167L116 169H114V167H113L112 169H114L115 172L118 173V169H121ZM58 167H59L58 170L62 169V165H61V167H60V165ZM123 167L127 168L125 166V164L123 165ZM65 169H66V167H65ZM65 169H62L63 171L60 170V172H63V174L67 178H65V180H62V182L60 181L61 180L60 179L59 180L60 183L58 182L62 186L61 183H64V181H65V183H64V185L62 187H64L66 182H67V185H66V187H64V189L69 187L68 183H70V179H71V176L70 177L68 176V172L67 171H66L67 174H65L66 173L64 171ZM80 169L83 170V168H80ZM80 169L79 170H75V171H78V172H76L77 175L81 171ZM122 170H123V168H122ZM124 170L125 171H123V173L128 172V170L127 171H126V169H124ZM75 171H73V172L71 171L72 174L75 173ZM84 172L85 171L83 170V174L80 173L81 175H78V176L79 177H81L83 175L85 176ZM75 174H74V177L76 176ZM63 176H62V179H64ZM77 177H75L76 179L75 178L74 179L76 180V182L77 181L79 182L81 178L78 177L79 179H77ZM87 177H89L88 174H86V179L88 181ZM25 178L27 179V177H24L23 181H26V180H24ZM41 178L42 177H39L38 178L39 181H36V183H34V182L33 183L38 185V183L40 182L39 187H41L40 185L43 186V184L49 182V181L46 182L44 180V178H42L43 180ZM68 179H69V181H67ZM83 179H84V177H82V180ZM102 179H103V181L104 180L106 181V182H103L101 180V182H103L105 185H107V184L109 185L110 183H111V185H114V183H117L116 181H113V184H112V182H111L112 180L111 181L108 180V182H107L106 179H104V178H102ZM82 180L79 183H82L84 181V180L83 181ZM41 181H43V182L45 181V182L41 183ZM53 181L50 182L51 186H53ZM134 181H131L130 184L132 185V183H136V184H133L136 187L132 188L131 190L127 189L128 187L131 188L129 185L124 188L123 185L121 187V184H120V186H117L118 183L116 184L115 187L113 186V188L114 189L118 188L121 191H126V193L129 192V194L131 192L132 195H135V194L140 195L139 192L143 191V193L141 192V194H144V192H145V195H146L147 191H145L144 188H142V185L145 182H142L143 180H139V181L134 180ZM137 182L138 183L141 182L143 184L140 185V183H139V186H137L138 185ZM13 183H14V185H17L18 182L16 183V180L14 182H12V186L11 187H14ZM25 183H27V185L30 184L29 180H27L26 182H24L22 184H25ZM84 183H85V181H84ZM86 183H88V182H86ZM86 183H85V185H87ZM103 183L101 185L102 189L98 186V189L95 190L96 193L93 190H88V191L86 190V194L89 193V196L90 195L92 196V199L90 201H88V202L94 201L93 198H95V200L97 202L95 201V203H93V205L95 204L96 206L95 205L94 206L91 205L92 203H90V205H89L86 200L80 201L82 198L79 199L76 196H73V193H75L77 191L71 192L72 193V197L73 198L74 197L77 198V199L74 198L73 200L71 199V195L70 196H68V195L65 196L64 195L65 193L62 194L63 193L62 191H61L62 193L60 192V194H59L58 193V191H60L58 189L59 188V184H57L56 182H55V187L57 186V188L55 189L54 186H53V188L55 190L58 189L57 192L53 188H52V190H54L55 193H54V191L51 190V188H50L51 186H50L49 183L47 184V186H50L49 188L44 186L46 188L41 190L42 191L41 195H43V194L47 195L46 193H48L49 190H51L53 193L51 192L52 195L49 196L50 198L46 197V196L45 197L43 196V198L40 196L41 198H39L38 191L42 187L37 189L38 186H36L37 188L35 187V190H34L33 189L34 186H35L34 184H33L34 186H31L32 184L30 186L29 185L28 186L25 185V187L27 186L26 188H24V190H26L25 192H27V195H26V193L23 192L24 191L23 189L20 190L21 187H23V185L20 184V187H19L20 189L18 188L19 185L15 186V187H17V189H19L20 192H23V198H26V196H27V200H29V199L32 200L31 197L34 196V195H32L34 193H30L31 189H33L35 191V193L37 194V195L34 196L35 198L33 197L34 199L37 198L36 199V203H34L35 201H33V204H38V206L34 205V207L31 206L32 202H30V200H29L30 204L29 203L26 204V203H21L18 198L16 199V201H19V205L21 204L23 207L25 206L24 210H23L21 205L20 206H21L22 209L18 206V202H17V206L14 205V204H16L15 203L16 201H14V199L16 198L15 195L19 194L17 197H19L20 195L22 197V193L19 192L17 194L18 190L15 189L17 192L16 191L14 192V190H11V187H10V190H11V191L9 190L10 192L7 191L8 193L7 192L3 193L4 196H5L4 198L6 199L9 196L10 197L13 196V197L12 198H8L5 202H4L5 199L4 200L2 199V201L4 203L2 201H0V203L2 202L1 206L4 204V205H7V207L5 208L4 206H2L0 210H2V208H3V210H4V211L2 210L3 212H8V209H9V212H10V208L12 207L13 208L12 210L14 212L12 210L11 211L13 213H15V214H12V215H14L15 217L17 216L18 218L17 217L15 218L14 216L12 217V215H11V218H10L9 212L8 213H2V211L0 212V213H2V214H0V216H4L6 214V216L9 217V218H7L6 216L0 217V223L2 224V225L0 224V227H1L2 230L4 228V230L2 232H1V229H0V233H4V231H6L4 233L5 235L4 234L0 235V237H1L0 238V243H1L0 246L4 245V243L6 242V243H8V246L11 243L13 246L14 245L16 246L18 244L17 246L19 247V245H21V243L23 242V244L21 246H24V247H22L21 250H20L21 247H19L18 251L19 252L20 251L23 252L24 256L27 255V257H28L29 253L32 254L33 250L34 251H36V250L39 251L40 250V252H38L40 254L42 252L46 253L44 255H43V253H42V255L38 254V256H42V258H41L42 260L39 259L40 257L36 258V256H34L35 253H33L30 256H32L33 259L35 257L36 260L32 261V259L29 256L28 257L29 259L26 258L27 259L26 262L23 261L24 264H26V263L27 264L28 263H30V264H44V263H46L47 264V262L49 264L50 262H52V260H50V259L48 260V258H52V257H50V256L47 257L46 255H47L48 251H45V250L49 249V251L50 250H54V251H57V252L59 250V252H61V249H58V247L56 248L57 250H55L54 246L55 247L56 246H60V248H61V247H65L66 245H72V244H73L72 248H69V246L67 248L65 247V248H63V250H65V251L61 252L62 256L64 254H67V252H68L67 258L65 257L66 255L62 257L61 255H59L61 253H58V255H59L58 256V255H56L57 253L55 254V252H54L55 255H52L53 258H55V256H56V257L60 258L61 260L60 259L57 260L58 262L53 260L54 263H51V264H62V263L63 264H66V263L69 264L72 261H74V263H76V259H78V257H79L77 255L78 253L79 254L82 253L83 256H84V257L82 256L81 258L79 257V259H82V258H83V260H84V258H85V260L89 259V260H87L89 262L86 261L87 263H85V264H92L99 257V254H100V253L99 254L97 253L98 257H96L95 260L92 261L94 259V257L97 256V254L95 253L96 249L99 252L102 251L103 249H105L104 251H106V253H108V254L110 252H112L113 255H112V253L109 254V256L110 255L112 256V257L110 256L112 260H110V261L108 260V259H110V257L108 259H105V261L108 260L109 263H111V264H116L118 262H119L118 264H129V262L130 263L133 262L135 264H140V263L144 264V262H145V264H147V262H148V264H214V263L215 264H221V263L222 264H234L235 262H238V260H239L238 264L239 263L242 264V259L240 257H237L239 255L238 251L240 249V246H237V245H240L239 244V240L241 238H243V236H242L243 233H241V228L240 227H238L237 225L234 226L235 223H232L231 225L234 228H236L237 230L236 229H232L231 231L234 233V234H232V232L230 231V228H229V233H228L229 235H227L226 236L227 238L225 239L226 231H228V230L226 229L224 231V230H222V227H225V224L228 221V219H224V218L223 219H221V218L218 219V217L213 215V214L205 216L204 215L205 213L204 212L202 213V210L204 211V209H201V210L198 209L201 212H199L197 210V212L195 214H193V212L191 211V206H189V205L183 204L182 206H176V205H174V201H173V203H170V201L172 202V200H169V199H168L169 200V203H168L166 197L164 198V196H166L168 194L167 191L163 192V193H165L164 196H160V195H163V193L161 194L159 192L158 194H159L160 197L157 195V193H155V194L151 193L152 196L147 198L148 202L152 201V204L148 203L147 201L146 202L148 204L145 202L146 203L145 206H147V205L149 206V207L147 206L148 210L146 209V211L148 213V217H143V218L139 217L138 214L134 215L132 213V211H129V210H125L124 213H122L123 211H121V210L120 211L117 210L118 213L117 212L113 213L114 215L116 214L115 215L116 216L115 217L116 220H114L115 218H112L113 220H111V215H112L111 210L113 209V207H116V209H119L118 206L122 205L123 198H117V200L119 202L115 201L116 198H114V196H111V195H113V192L110 191V192H108V194L110 193V196L107 195V194L105 196L106 198L108 196V198H107L108 200L103 196L106 199V201H107V203H106L104 201L105 199L102 197V194H103V192L107 193L106 190H107V186L108 185L106 187H103L104 186ZM111 185H109V186H111ZM29 187H33V188H31L29 190ZM137 187H139V189ZM105 188H106V190H104ZM121 188H123V189H121ZM46 189L48 190V192H45V191H47ZM140 189H142V190H140ZM66 190L67 189H65V191ZM98 190L100 191L99 193H102V194H99ZM41 191L39 193H41ZM137 191H139V192L137 193ZM132 192H134L135 194L132 193ZM28 193H30L31 196ZM51 193H48V194H51ZM148 193L150 194V192H148ZM7 194H8V196H7ZM74 195H77V194H74ZM89 196L87 195V197L90 199L91 196L90 197ZM142 196H144V195H141V197ZM87 197H84V198L86 199ZM112 197L114 198V201H113ZM2 198H3V196H2ZM45 198H47L48 201H49L48 206H45V203H48V202H46L47 199H45ZM88 198H87V200H88ZM102 198L104 200H101ZM110 198H112L111 199L112 202H110ZM39 199H41L42 201H43V199L45 200V201L42 202L43 204L41 203V200L39 201ZM78 199H79L80 202L75 203L74 200L78 201ZM27 200H25V201H27ZM37 200L43 206H41ZM71 200L74 203H72ZM108 201H109V203H108ZM112 203H114V204H112ZM116 203L117 204L121 203V204H118V206H117ZM141 203L142 202H139V204H141ZM139 204L136 203V202H132V205H134L135 208L140 206ZM171 204H173V205H171ZM10 205H12V206L9 207ZM78 205H81V206H79L80 209L82 208L81 212L84 213V212L87 211L86 213H84L85 215L81 214V213L79 215L77 213V211L80 212L79 211L80 209L77 208ZM83 205H85V206L82 207ZM108 205H110V207H112V208L108 207ZM14 206L16 208H14ZM86 206H87L88 209H90V213L88 212V210L85 209ZM35 207H37V208L38 207L39 208L43 207V213H44V210H45V211L48 212V213L46 212L47 215L46 214H42V212H40L41 208L40 209L38 208L39 209V211H38V210L35 209ZM45 207H47L46 208L47 210L45 209ZM141 207L146 208V207H144V205H141ZM189 207H190V209H189ZM4 208L7 209V211ZM75 208H77V211H76ZM16 209H18V210H16ZM20 209H21V211H19ZM95 209H97L99 211L101 210V211L100 212H98L97 210H96L97 212L93 211ZM22 210H23V212H22ZM105 210L109 211L110 214L108 212H105ZM17 211L21 212L22 215L23 216L25 215V217H27V218H23L22 219L21 217H23V216L20 213H19V216H18V214H17L18 212ZM190 211L192 212V214L190 213ZM101 212L103 214L102 216H105V217H102L100 215ZM103 212H105V213H103ZM120 212L122 213V217H121V214H119ZM208 212L209 213H213L214 211L209 209ZM95 213H96V216H97V214H99L98 215L99 218H101V217L103 218L102 220L98 221V222H101L100 224H102V223L104 224V225L102 224L103 226L100 225L102 227H100L99 229H98L99 226L97 224L98 223L97 220L99 218L97 219L98 216L96 217ZM90 214H91L92 218H93V214H94V218L93 219L95 220V217H96V219H97L96 222L97 223L95 221H93V220L92 221L95 222V223H92V221L89 222V220L92 219L89 216ZM178 214H181L184 217H182L181 215L178 216ZM196 214H199V215L201 214V215L197 216ZM82 215H84L85 217H88V219L85 218V217L83 218ZM33 217H35L36 219L35 218L33 219ZM3 218H4V220H3ZM31 218H32L33 222H32V220H30ZM145 218H148V219H145ZM149 218L152 219V220H150ZM186 218H188V219H186ZM9 219H11V221ZM14 219H17V221H15L16 223L18 222L17 225L15 223H13ZM21 219L23 221H25L24 219H26V221H31V222H27V224H26V222L23 223V221ZM117 219H119V220H117ZM2 220H3V223L7 224V225H8L9 222H11V223H9V226L11 225L12 228H13V225H16L17 227L14 226V227H16L15 228L16 229L15 233H8L7 234V232H8L10 227L8 228L7 225H3ZM5 220H6V223H5ZM39 220H41V223L44 222L45 226H43L44 223H43V225H41V223H40V226H39L38 225ZM71 220H73V222ZM103 220H105V221H103ZM199 220H201V221H199ZM36 221H38V223H36ZM108 221H110V222L112 221V222L108 223ZM34 222H35V224H34ZM190 222H192V224L194 226L191 225ZM193 222H195V223H193ZM22 223H23V225H29V226H23V225H21ZM28 223H33L34 225H31V224H28ZM53 223H56V224H54V226L57 227L56 230H59V231L56 232V230L54 228H52L51 224H53ZM112 223H114L115 225H113ZM119 223H121L122 225L119 224ZM123 223H125V224L127 223V226H123ZM227 223H229V225H230V221L227 222ZM105 224L106 225L108 224V225L105 226ZM109 224H111L113 226H110ZM221 224H223L224 226H220ZM180 225L184 226V227H182V229H184V230H185V227H186V229L187 228L189 229L190 225L192 226L190 228L191 230L193 228L196 229V230H198V228H202L203 230L200 229V231L202 230L201 232L204 233L205 237H206L207 234L209 236L213 235L214 232H216L215 228H218L217 231H219V232H216L217 236H216V234H214L216 237L214 236L213 238L215 240L219 241L220 243H225V241H226L227 242V243H225L226 245L223 244L226 247L227 246L229 247V244L233 245V240H234V245L235 246L233 245V246H230V247L231 248L233 247L234 248L233 250H238V251H236V252L235 251H230V252L234 253V254H231L230 252H226V250H220V252H219V251H217L214 248H208V247L204 248V249H200L199 247H197L196 243H193L192 241L190 242L189 238H187L184 235L185 231H182V229H180ZM2 226H3V228H2ZM20 226H23V229H25V230L27 229V227H32V228H33V226H35V227L33 229L31 228V230L29 228V230H30L29 232H28V229H27L26 230L27 233L26 232L24 233L25 230L21 231V233H20L19 231L22 229V227H20ZM38 226H39L40 229H43L42 231L44 232V234L42 233V231L39 228H37ZM68 226H71L70 228H73L76 237L72 236V234H74V233H72V231L69 232ZM104 226L107 229H110V227H112L110 229V234H113V235H110L108 233L109 230L108 231L107 230L104 231V229H106ZM217 226H219V227H217ZM227 226H228V224H226V228H227ZM232 226H230V227L232 228ZM41 227H44V228H41ZM63 227L64 228L66 227V228L63 229ZM114 227L115 228L116 227L117 228L121 227V228L120 229L116 228L114 230ZM5 228H8V230L5 229ZM17 228L19 229L18 232L20 234L17 233ZM124 228L125 229L128 228L129 232L126 229V231L128 233H125L126 231L125 232L123 231ZM204 228H206L205 229L206 231L204 230ZM60 229H63V231L61 232ZM100 229L103 230V233L100 231ZM131 229H133V230L135 229V231H133ZM223 229H225V228H223ZM12 230H14V229H11V231ZM97 230H99V231H97ZM113 230L116 232V233L114 232L115 234L112 233ZM120 230H121V233L124 232L123 233L124 236L123 235L122 236L125 238V240L122 239L121 237L120 238L118 237L121 234V233L118 234V232H120ZM221 230L224 233H220ZM39 231L42 233V235L40 234ZM48 231L49 232L51 231V233H48ZM64 231H68V236L71 235L73 238H75L74 241L76 240L77 244L79 243V244L87 245V246L84 245L85 246L83 248L84 250L81 249L83 247V245H82L80 247V249H79V247L77 248V253H75L76 249L74 251V246L76 245V243H71L69 241L70 238L68 239V236H67L66 239L70 242L68 244L67 240L65 241L64 240L65 238H63V235L67 234V232L65 233ZM79 231H80V233L81 232H85L88 237L86 238V234H84V233L83 234L81 233L82 234L81 235L79 233ZM9 232H10V230H9ZM22 232L24 234H22ZM130 232L132 233L131 234L132 236L130 235ZM133 232H135V234ZM33 233H34V236H33ZM38 233L41 235L42 238L39 237ZM52 233L53 234L56 233V234H54V235H56L55 237H59V235L62 234L60 239H59V240H61L60 243L56 242L57 238L55 239V237H54V235ZM69 233H71V234L69 235ZM137 233L139 234V236H136ZM230 233L232 235H230ZM29 234H31V235H29ZM51 234L53 236H51ZM99 234L100 235L102 234V235L99 236ZM126 234H128L129 236L126 235ZM222 234H225V235L223 236ZM35 235H37L38 238ZM83 235H85V236H83ZM96 235L99 236V237H103V238L99 239V237H97ZM233 235H235L236 237L233 236ZM240 235H241V238L239 237ZM8 236H10L11 238L9 239ZM64 236H66V235H64ZM107 236H110V239H109V237L106 238ZM113 236H115V238H118L115 241L118 244L113 243L112 240H115V238H113ZM218 236L220 238H218ZM229 236H232V237H229ZM4 237L7 238V239H5V241H3ZM34 237H36L37 239L34 238ZM111 237H112V239H111ZM13 238H15V241H14ZM24 238H27V239L24 240ZM33 238H34V240L36 239L37 241L36 240L33 241ZM73 238H71L72 239L71 241H73ZM97 238L99 240H96ZM236 238L237 239L239 238V239L235 241ZM19 239H21V241ZM39 239H40V241L38 242ZM120 239H122L123 241L120 240ZM8 240H9L10 243L7 242ZM119 240L121 242H119ZM126 240H129V241H127L128 244L125 242L127 244L126 245L127 248L126 247L125 248L127 249V251H128L127 253H129V254L122 255V254H124L126 252H124L122 248H121L122 249L121 251L123 253L121 252L122 253L121 254L119 252L120 251V247H122L119 244L120 243L123 244L124 241H126ZM223 240H225V241H223ZM18 241H19V243H16ZM24 241H26V242H24ZM30 241H32V242H30ZM62 241H64L63 242L64 245H65V242L67 244L65 246H63V244L61 245ZM237 242H238V244H237ZM6 243H5V246H6ZM27 243H28V245H30V248H29L28 245H26ZM94 243H96L97 246ZM112 243L115 244L116 247L118 246L117 249L119 248V250L115 249L116 247ZM32 244L34 245L35 248H33ZM79 244L76 245L75 248L77 246H79ZM93 245L96 246V247L94 248ZM5 246H2L6 250L4 248H3V250L1 249V251H0L1 255L4 254L5 251L8 252L11 255H12V253L14 254V252L15 253L17 252V250H16L17 246L16 247L14 246L12 248V250L15 248L16 251L14 250V252L12 251L11 253L9 252L10 251L9 249H11V247H10L11 245L9 247L6 246L7 248ZM26 246H28V247H26ZM235 247H237V248H235ZM51 248H53V249H51ZM93 248H94V251L92 250ZM70 249H72V250L70 251ZM78 249H79V251H78ZM85 249L88 252H85ZM99 249H102V250H99ZM208 249H211V251H208ZM30 250H32V252ZM41 250H43V251H41ZM114 250H116V251H114ZM24 251H29V252H25L24 253ZM91 251H93V252H91ZM104 251H103V253H105ZM117 251L119 253H117ZM21 252H20V254H21ZM26 253H28V254H26ZM49 253L50 252H48V254ZM72 253L74 254V256H73ZM87 253H89L90 256H88ZM227 253H228V255H227ZM9 254L8 255L5 254L6 257H7V260H6V257H5V258H3L4 259L3 261H1V257H4V256L0 255V262H1L0 264H5V262H6V264L12 263V261H14L15 257H17L15 255L16 254L18 255L19 253L17 252L16 254H14L13 256H15V257H13V256L10 257ZM85 254H87V256H85ZM118 254H120V255H118ZM211 254H213V257H212ZM219 254H221V255H219ZM69 255H70V257L72 256V258H69L68 257ZM75 255L78 256V257L76 258ZM105 255L106 254L100 255L99 258H101V256L102 257L104 256V258H107L108 256H105ZM131 255H133V257L135 259H137V260H135L133 258V260H134L133 261L132 258L130 257ZM21 256H23V255H21ZM45 256L47 257V259H46ZM214 256L216 257V259H213ZM18 257H17L18 259H15V263L17 262L16 264H19L20 262H22V260L25 259L24 257H21L22 258L21 259L20 255H18ZM63 258L67 259V261L66 260L64 261ZM91 258H92V260H90ZM128 258L131 261L128 260ZM30 259H31V261H30ZM37 259H39V261ZM43 259H45V262L43 261ZM68 259H71V260H69L70 262L68 261ZM79 259L77 261V264H80V263H78V262H80ZM98 259L94 263H97V262H99L97 264H100V262L102 263L103 260L100 259V261H98ZM143 259H144V261H143ZM217 259L218 260L220 259L221 261L219 260V263L217 261H214V260H217ZM233 259H235L234 260L235 262L233 261ZM240 259H241V261H240ZM140 260L143 261V263ZM222 260H223V262H222ZM90 261H92V262H90ZM111 261H113V262H111ZM15 263H13V264H15ZM74 263L72 262L71 264H74ZM103 263H105V262H103Z\"/></svg>", "mask_w": 264, "mask_h": 264}]
</instances>
